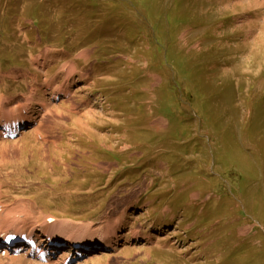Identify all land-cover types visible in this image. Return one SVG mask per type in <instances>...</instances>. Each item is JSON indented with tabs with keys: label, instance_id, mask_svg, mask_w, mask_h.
I'll return each instance as SVG.
<instances>
[{
	"label": "rangeland",
	"instance_id": "1",
	"mask_svg": "<svg viewBox=\"0 0 264 264\" xmlns=\"http://www.w3.org/2000/svg\"><path fill=\"white\" fill-rule=\"evenodd\" d=\"M25 105L0 231L120 228L72 264H264V0H0V114Z\"/></svg>",
	"mask_w": 264,
	"mask_h": 264
},
{
	"label": "bare ground",
	"instance_id": "2",
	"mask_svg": "<svg viewBox=\"0 0 264 264\" xmlns=\"http://www.w3.org/2000/svg\"><path fill=\"white\" fill-rule=\"evenodd\" d=\"M59 88H56L53 93V97H56L59 93ZM65 94V93H62ZM67 106V105H66ZM64 108V107H61ZM18 108H16L15 110H17ZM12 110L8 111L7 113H1L0 114V128H8V127H15L18 129L17 126H19V124H23L25 123L23 120L25 119H29L30 117L35 115V111H15ZM84 114V113H83ZM15 134V131L13 132V135ZM44 215V214H43ZM52 216V215H51ZM48 220V218H46ZM47 220H45V224H36L37 222H28V223H23V225L20 228H15L14 226H11L8 229L5 230H1L0 231V240H1V236L2 233L8 234V232L10 231H17L20 236H23V234L27 232H29L27 234V237L29 239V243L35 242L37 239H39V237L41 236L40 242H42V248H40L39 244L37 243L36 245V249L37 253H39L38 257L45 259L46 261H50L52 259V255L55 254V250L52 248V243L54 242H59V241H63L65 243H67L68 246H70V244H74V243H80L82 247L85 248H92L90 250L97 249L95 248V246H99L98 250H107L109 248H111L112 246H114L116 244L117 238L119 236V230L120 228H114L110 233H103V232H97L95 234H93L92 232H77V231H73V232H68L63 226L60 225V223H49ZM40 229V230H38ZM86 229H90V226L88 227H81L79 230H86ZM38 232H41L42 234L39 235ZM133 234V240H148L150 238V236L147 234H138V230L133 229V231H131ZM26 235V234H25ZM52 238V239H51ZM160 240L156 241V244L159 243ZM21 250L24 251L26 249H29L27 247H25L24 245L20 246ZM20 248H15L14 251L19 250ZM47 250H44V249ZM50 250V251H49ZM6 253H8L9 255L12 254L11 251L5 250ZM13 251V250H12ZM74 251L76 253H78V250H74V249H69L67 254H65L64 256H62V260L60 264H66L68 262L69 256H70V252ZM27 253H33V251L30 252V249L28 250ZM83 255V254H79L77 259L74 257H72L73 261L78 260L79 258H85L83 263L86 262H90V259L87 260L88 258ZM99 259V258H98ZM102 259V258H100ZM99 259V260H100ZM109 259V258H108ZM92 260H95V257H92ZM104 261V260H103ZM82 264V263H80Z\"/></svg>",
	"mask_w": 264,
	"mask_h": 264
}]
</instances>
